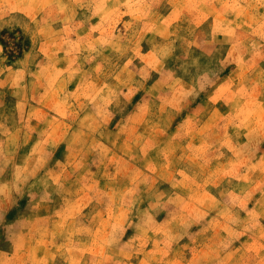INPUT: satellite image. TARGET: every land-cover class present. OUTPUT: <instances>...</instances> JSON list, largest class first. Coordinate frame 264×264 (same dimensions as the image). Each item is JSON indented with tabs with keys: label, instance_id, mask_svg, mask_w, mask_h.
<instances>
[{
	"label": "rangeland",
	"instance_id": "rangeland-1",
	"mask_svg": "<svg viewBox=\"0 0 264 264\" xmlns=\"http://www.w3.org/2000/svg\"><path fill=\"white\" fill-rule=\"evenodd\" d=\"M0 264H264V0H0Z\"/></svg>",
	"mask_w": 264,
	"mask_h": 264
}]
</instances>
